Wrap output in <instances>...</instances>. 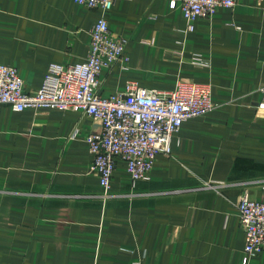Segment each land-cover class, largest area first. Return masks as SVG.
Returning <instances> with one entry per match:
<instances>
[{"label": "crops", "instance_id": "obj_1", "mask_svg": "<svg viewBox=\"0 0 264 264\" xmlns=\"http://www.w3.org/2000/svg\"><path fill=\"white\" fill-rule=\"evenodd\" d=\"M0 0V62L26 91L51 62L86 59L100 16L126 39V65L100 72L103 95L127 81L172 89L206 82L215 106L183 121L148 178L118 159L108 188L90 170L80 109L0 103V264H245L241 195H264V0L187 19L181 0ZM247 264H264V249Z\"/></svg>", "mask_w": 264, "mask_h": 264}, {"label": "built area", "instance_id": "obj_2", "mask_svg": "<svg viewBox=\"0 0 264 264\" xmlns=\"http://www.w3.org/2000/svg\"><path fill=\"white\" fill-rule=\"evenodd\" d=\"M89 7L109 10L114 0H74ZM239 0H181V8L194 29V19L210 14L219 6H233ZM175 6L176 1L172 0ZM90 48L85 60L74 63L51 62L41 86L26 91L24 79L15 66L0 62V103L16 110L26 106L80 109L100 122L90 132L93 159L90 170L108 188L118 159L126 161L133 179L148 178L156 157L172 150V135L183 121L209 111L211 86L206 82L178 80L174 88L163 90L129 80L121 91L103 95L100 72L115 62L126 65V39L113 33L108 19L100 16L90 31ZM258 107L264 108V87ZM264 188V185H263ZM240 222L245 230L244 263L264 249V195L259 199L243 192L238 203Z\"/></svg>", "mask_w": 264, "mask_h": 264}]
</instances>
